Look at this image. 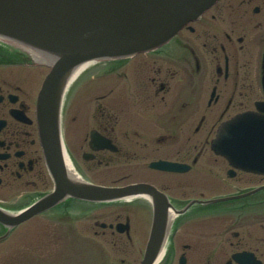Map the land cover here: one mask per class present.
Instances as JSON below:
<instances>
[{"label":"flooded vegetation","instance_id":"flooded-vegetation-1","mask_svg":"<svg viewBox=\"0 0 264 264\" xmlns=\"http://www.w3.org/2000/svg\"><path fill=\"white\" fill-rule=\"evenodd\" d=\"M46 74L23 59L0 60V192L17 195V206L54 187L38 113ZM85 74L65 94L63 152L82 173L109 180L98 185L138 188L90 204L102 210L95 216L89 208L74 214L95 219L87 230L99 240L76 232L71 239L110 243L117 264H142L147 255L153 264H264V174L212 147L235 116L264 114V0H220L163 47ZM56 92L45 136L58 152ZM158 163L181 171L152 167ZM70 205L54 209L70 220Z\"/></svg>","mask_w":264,"mask_h":264},{"label":"water","instance_id":"water-1","mask_svg":"<svg viewBox=\"0 0 264 264\" xmlns=\"http://www.w3.org/2000/svg\"><path fill=\"white\" fill-rule=\"evenodd\" d=\"M216 1L0 0V38L39 51L53 62L46 90L61 71L68 79L85 63L128 57L164 44ZM218 146L229 157L246 158L252 165L245 167L248 170L264 172V116H239L228 123ZM53 176L54 192L32 207L17 214L0 208V222L8 225L4 237L19 223L67 198L105 202L118 195L74 179L67 168L63 175Z\"/></svg>","mask_w":264,"mask_h":264},{"label":"rangeland","instance_id":"rangeland-1","mask_svg":"<svg viewBox=\"0 0 264 264\" xmlns=\"http://www.w3.org/2000/svg\"><path fill=\"white\" fill-rule=\"evenodd\" d=\"M88 79L90 82V78ZM77 170L79 169L77 168ZM80 173L90 182H109L95 172L92 174ZM17 198V195H6L0 192V203L3 205L13 206ZM77 205L82 207L81 203H77ZM95 210L91 213L92 216L102 212L100 209L96 212ZM51 219H53V215L39 216L31 222L19 226L9 241L0 244V264H102L101 254L87 242L71 239L69 234L63 232L59 227L56 228L58 224H69L67 227L73 228L78 235L81 234L84 237L87 236L89 240L98 241L99 239L87 230V226L94 224L95 219H79L78 221L71 219V222L60 218ZM54 226L57 231L60 230L59 232L63 234L55 235ZM59 235L61 236L57 240ZM103 249L109 257L108 264H117L113 257L115 255L112 245L104 242Z\"/></svg>","mask_w":264,"mask_h":264},{"label":"bare ground","instance_id":"bare-ground-1","mask_svg":"<svg viewBox=\"0 0 264 264\" xmlns=\"http://www.w3.org/2000/svg\"><path fill=\"white\" fill-rule=\"evenodd\" d=\"M76 74H77V73H74V74H73L71 80H73V79L75 78ZM70 174H71V176H72L74 179H76V180H82V177H81L79 174H77L73 168L70 169Z\"/></svg>","mask_w":264,"mask_h":264}]
</instances>
